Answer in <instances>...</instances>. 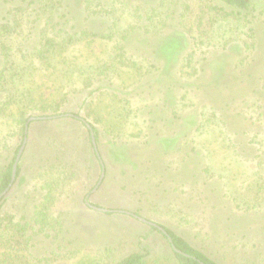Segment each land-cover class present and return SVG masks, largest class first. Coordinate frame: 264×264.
<instances>
[{"label":"rangeland","instance_id":"374dc122","mask_svg":"<svg viewBox=\"0 0 264 264\" xmlns=\"http://www.w3.org/2000/svg\"><path fill=\"white\" fill-rule=\"evenodd\" d=\"M39 1L0 0V23L9 17L10 10L28 8V27L22 31L30 35L34 27L30 21L36 18ZM83 1L63 0L61 12L67 18L75 17L78 28L109 32L111 20L84 17ZM121 1L126 12L135 14L133 18H145L153 8L163 18V25L149 28L148 34L136 30L125 42L119 40L121 27L135 21H123L114 33V39L122 42L142 67L141 83L122 91L114 80L109 89L118 94L120 112L121 99L131 102L132 119L128 129H123L125 136L114 132L115 141L101 129L109 137L102 139L100 148L106 165L102 183L95 160L85 156L82 144L66 154L79 159L62 160L70 186L63 195L57 194L50 209V217L55 219L48 226L34 221L44 191L37 186V169L23 160V185L17 181L7 193L2 211L28 224L30 264H112L135 252L147 259L167 256L169 248L161 235L132 215L169 227L219 264H264V195L255 198L256 208L243 204L244 200L250 202L254 193L247 188L254 181L255 164L261 166L258 170H262L264 185V65L255 70L251 80H234L242 77L253 58L262 56L264 60V51L257 46L256 51L246 53L242 41L249 34L247 27L233 31L230 25L220 23L204 44L184 41L167 67L159 50L171 37H183L175 15L185 0ZM103 2L108 8L107 0ZM257 2L264 6V0ZM114 6L119 12L118 4ZM142 23L137 22L139 26ZM111 45L94 43L96 58L107 60ZM189 53L193 54L192 69L181 75L183 59ZM42 93L47 97L51 89L43 88ZM102 100L108 103L110 99ZM76 104L73 101L71 106ZM119 122L124 126L122 120ZM110 123V119L104 122ZM66 131L80 132L82 141L86 139L82 127ZM7 132H1L0 165H6L10 157ZM44 136L31 133L24 150L31 146L40 158ZM110 140L124 155L120 164L110 159ZM167 140L172 146L164 149L162 143ZM89 189L91 206L111 213L83 203Z\"/></svg>","mask_w":264,"mask_h":264},{"label":"trees","instance_id":"16d2710c","mask_svg":"<svg viewBox=\"0 0 264 264\" xmlns=\"http://www.w3.org/2000/svg\"><path fill=\"white\" fill-rule=\"evenodd\" d=\"M107 2L108 8L103 0H84L83 14L86 19L111 20L113 24L109 32L78 28L75 17L67 18L61 12L63 0L38 2L36 18L30 21L34 26L30 35L22 31L23 27H28L31 15L28 8L17 7L10 10L7 13L9 17L0 23V139L3 136L1 132L7 130L6 143L9 141V145L6 149L10 153L7 164L0 165V194L7 191L0 200V264H28L30 259L28 224H23L11 213L2 211L7 193L17 181L19 185H23L20 179L23 160L31 169H37V186L44 191L43 201L35 209L34 221L40 226H48L55 219H51L50 209L57 194L63 195L70 186V181L63 172L65 169L62 160L78 162L79 159L66 156L70 149L82 144L85 156L91 155L99 172H105L106 165L100 148L102 139L108 136L101 129L113 136L115 141L118 138L114 136V132L125 136L123 129L129 127L134 113L131 102L121 99L123 112H120L118 94L109 89L115 85L114 80L119 82L118 90L122 91L141 83L142 67L119 40L127 41L136 30L148 34L149 28L163 25V18L154 8L150 9L145 18H133L135 14L126 12L127 7L121 0ZM115 4L120 7L119 12L115 11ZM125 14L128 16L125 17ZM175 16L178 21L177 29L183 37H171L161 46L159 51L167 67L184 41L188 39L195 46L204 44L220 23L230 25L233 31L247 27L249 34L242 41L246 53L256 51L257 46L262 53L264 51V6H259L257 0H185ZM128 19L135 22L121 27L119 40H115L114 33L118 25ZM138 20H143L142 26L137 24ZM96 42L105 45L113 43L109 46L107 60L101 61L94 55L92 46ZM183 62L180 74L188 75L187 69H192L193 54H187ZM262 65V56L253 58L248 68L241 70L242 77L236 76L234 80H251L255 70H259ZM43 88L51 89L47 97L42 93ZM95 94L97 95L94 96ZM103 98L110 100L104 103ZM73 101H77L74 107L71 106ZM165 102L169 103L168 100ZM32 118L34 119L30 120ZM108 119L111 123L104 124ZM119 120L123 121L124 126ZM80 127L86 130L85 141L79 137L80 132L71 134L66 131L68 128L78 131ZM37 132L45 134L39 146L40 158L38 153H33L31 146L26 147L11 183L13 164L23 140ZM114 143L113 140L109 141L107 151L110 159L120 164L124 155L116 150L118 147ZM162 146L168 149L172 146V141L169 143L167 140ZM191 152L193 153L192 149ZM164 165L169 164L164 162ZM255 165L254 181L247 188L249 193H254L250 202L243 201L248 209L258 207L259 204L253 202L255 198L260 199L264 195L260 177L262 170H258L261 166ZM91 192L90 189L87 190L82 198L88 208H91ZM157 227L163 232L154 226L151 229L158 232L167 244V256L157 255L147 259L141 252H135L112 264H219L169 227Z\"/></svg>","mask_w":264,"mask_h":264},{"label":"water","instance_id":"95a60500","mask_svg":"<svg viewBox=\"0 0 264 264\" xmlns=\"http://www.w3.org/2000/svg\"><path fill=\"white\" fill-rule=\"evenodd\" d=\"M33 119H34V118H32V119H30V120H33ZM91 138H92V142H93V135H92V134H91ZM25 143H26V138L23 140V143H22V145H21V147H20V149H19V151H18V153H17V155H16L15 162H14V164H13V168H12L11 183H12V182L14 181V179H15L16 166H17V164H18V162H19V160H20V158H21V156H22V154H23V150H24V147H25ZM93 144H94V142H93ZM103 175H104V170H102V172H101V176H100V179H99V183L101 182V180H102V178H103ZM6 192H7V191H4L2 194H0V200H1V198L6 194ZM91 208H92V209H95V210H97V211H101V212H112V211L105 210V209H101V208H97V207H94V206H91ZM118 213H122V212L118 211ZM124 213L130 215L128 212H124ZM132 216H133L134 218L138 219L139 221L144 222V223H147V224H149L150 226H154V227L158 228L160 231H162V229L159 228V227H157L155 224H153V223H151V222H148V221H146V220H144V219H142V218H139V217H137V216H135V215H132ZM162 232H163V231H162ZM174 250H175V249H174ZM175 251H176V250H175ZM177 252H178V251H177Z\"/></svg>","mask_w":264,"mask_h":264}]
</instances>
